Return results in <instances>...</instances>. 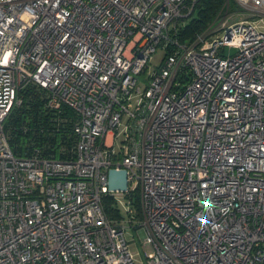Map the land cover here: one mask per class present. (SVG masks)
Segmentation results:
<instances>
[{
  "label": "built area",
  "instance_id": "1",
  "mask_svg": "<svg viewBox=\"0 0 264 264\" xmlns=\"http://www.w3.org/2000/svg\"><path fill=\"white\" fill-rule=\"evenodd\" d=\"M190 1L0 0V264H264V31L249 21L264 23V0H232L244 18L229 10L184 45L172 32ZM30 85L76 114L72 159L13 152L5 125ZM110 169L127 171L126 193Z\"/></svg>",
  "mask_w": 264,
  "mask_h": 264
},
{
  "label": "trees",
  "instance_id": "2",
  "mask_svg": "<svg viewBox=\"0 0 264 264\" xmlns=\"http://www.w3.org/2000/svg\"><path fill=\"white\" fill-rule=\"evenodd\" d=\"M188 4L193 7L192 13L183 20V27L176 34L172 32V36L184 45H192L199 37L208 36L221 23L233 1L197 0ZM173 51L174 48L169 46L167 55ZM176 80L185 84L190 81V77L182 72ZM19 96L22 105L13 109L5 125L9 144L15 155L27 157L38 150L46 158L72 159L76 145L73 134L76 123L74 111L67 107L61 111L49 109L48 91L37 85H30ZM125 197L135 211L136 221H141L139 190L130 191ZM102 203L110 220L120 221L127 218L112 196H104Z\"/></svg>",
  "mask_w": 264,
  "mask_h": 264
},
{
  "label": "rangeland",
  "instance_id": "3",
  "mask_svg": "<svg viewBox=\"0 0 264 264\" xmlns=\"http://www.w3.org/2000/svg\"><path fill=\"white\" fill-rule=\"evenodd\" d=\"M240 10H241V8L238 6V4L237 3L235 4L234 1H233V4H232L231 9L229 11L230 12L229 15L234 14L235 19H242L245 16H243L239 12ZM237 14H238V16H237ZM229 17H231V16H229ZM258 20H260V18H251V19H249L250 22L257 23L259 28L262 31H264V23H262V22L260 23ZM164 52H165L164 48L159 47L158 50L156 51V53L154 54L153 60L150 63V67L146 70V74L143 75V77H142V83H140V86H141L143 91L146 88V85H145L144 81L149 78L150 74L154 71V69H156V68H158L160 66V61L162 60V57L164 56ZM123 128H124V124L118 130L119 135H118L117 142H116V145H115V149L117 151H118V149L120 147V142H121V139H122ZM122 211H123V214L127 217L126 222H125V225L127 226L126 237L129 240V242H130L131 250L134 253V255L136 256V259H137L138 263H140L141 261H145L144 251H143V248H142V245H143V234L140 231H135L134 230L135 227L133 228L134 225L133 226L131 225V223L129 221V217H128V215H126V211L124 209ZM141 213H142V211H141ZM134 224L137 225L138 224L137 221H135ZM148 251H150V250H148Z\"/></svg>",
  "mask_w": 264,
  "mask_h": 264
},
{
  "label": "water",
  "instance_id": "4",
  "mask_svg": "<svg viewBox=\"0 0 264 264\" xmlns=\"http://www.w3.org/2000/svg\"><path fill=\"white\" fill-rule=\"evenodd\" d=\"M229 53L236 52L235 49H226ZM108 188L111 192H124L129 190L128 173L126 170L110 169L108 171Z\"/></svg>",
  "mask_w": 264,
  "mask_h": 264
}]
</instances>
